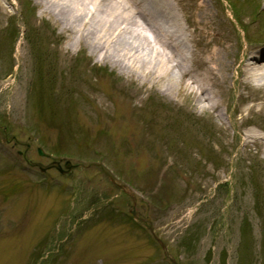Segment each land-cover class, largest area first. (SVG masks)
<instances>
[{
	"label": "rangeland",
	"instance_id": "obj_1",
	"mask_svg": "<svg viewBox=\"0 0 264 264\" xmlns=\"http://www.w3.org/2000/svg\"><path fill=\"white\" fill-rule=\"evenodd\" d=\"M173 4L193 34L195 78L210 73L215 109L168 92L169 78L152 85L85 45L67 49L63 24L40 14L46 5L0 0V264L37 253L35 264H171L147 227L125 218L132 195L179 263L221 264L223 254L226 264H264V153L244 144L249 129L264 136V85L238 72L264 42V0ZM29 142L28 160L49 163L42 145L77 168L63 177L26 167L17 150Z\"/></svg>",
	"mask_w": 264,
	"mask_h": 264
},
{
	"label": "bare ground",
	"instance_id": "obj_2",
	"mask_svg": "<svg viewBox=\"0 0 264 264\" xmlns=\"http://www.w3.org/2000/svg\"><path fill=\"white\" fill-rule=\"evenodd\" d=\"M46 5L41 16L58 21L71 41L67 49L85 45L91 52L100 54L104 62L122 71L137 74L152 85L166 79L168 92H185L202 110L215 109L219 102L208 86L210 73L195 78L190 59L193 61L192 33L182 23L173 0H35ZM204 11H208L202 3ZM192 34V35H191ZM212 48L208 53V65L214 73L218 51ZM129 62L123 65L122 56ZM239 74L258 85H264V49L256 58L243 59ZM160 68L161 71L156 70ZM241 85L243 77L238 78ZM235 81V80H234ZM237 88V87H236ZM253 88V87H252ZM253 106L247 111H252ZM246 117H241L244 122ZM232 123H236L232 122ZM249 139H254L252 142ZM256 143L263 149L264 136L249 129L245 145Z\"/></svg>",
	"mask_w": 264,
	"mask_h": 264
},
{
	"label": "trees",
	"instance_id": "obj_3",
	"mask_svg": "<svg viewBox=\"0 0 264 264\" xmlns=\"http://www.w3.org/2000/svg\"><path fill=\"white\" fill-rule=\"evenodd\" d=\"M11 32H12V34L14 33V29L12 28L11 30H10ZM50 94H51V91H50ZM38 95V94H37ZM45 95V97L47 98V95L49 96V93H45L44 94ZM41 96V101H43L44 100V98H42L43 96L42 95H40ZM42 103V102H41ZM52 105H53V102H52ZM53 110H54V112H53ZM50 115L51 116H54V115H56L57 114V112H59V109L57 108V109H55L54 108V105H53V107L52 108H50ZM37 115V117H38V120L40 121V122H43L46 126H48V125H51V124H53L52 122L51 123H48V122H46L47 121V117H45L42 113H38V114H36ZM130 220V219H129ZM125 222H129V221H125ZM250 260H251V258L250 259H248V262H249V264H251V262H252V260H251V262H250ZM241 264V263H240Z\"/></svg>",
	"mask_w": 264,
	"mask_h": 264
}]
</instances>
